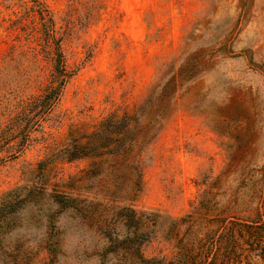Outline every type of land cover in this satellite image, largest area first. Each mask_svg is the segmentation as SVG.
<instances>
[{
	"label": "rangeland",
	"instance_id": "1",
	"mask_svg": "<svg viewBox=\"0 0 264 264\" xmlns=\"http://www.w3.org/2000/svg\"><path fill=\"white\" fill-rule=\"evenodd\" d=\"M164 91L140 192L57 158ZM12 193L0 264H136L104 259L99 215L122 208L154 223L147 259L264 264V0H0V208Z\"/></svg>",
	"mask_w": 264,
	"mask_h": 264
},
{
	"label": "trees",
	"instance_id": "2",
	"mask_svg": "<svg viewBox=\"0 0 264 264\" xmlns=\"http://www.w3.org/2000/svg\"><path fill=\"white\" fill-rule=\"evenodd\" d=\"M60 89L61 87H58L55 90L57 91L56 94L60 92ZM169 96L164 91L156 97H151L147 103L139 108L137 113L105 120L100 129L92 134L93 139H99H97V143L74 145L61 151L57 158L62 156L69 161L83 158L102 159L101 170L92 176L93 172H90L89 178L98 177L108 184L112 183L116 190L121 191V189L126 190L133 187L136 193L140 192L144 170L143 154L154 142L160 131L159 119H162L163 115L169 111V103L166 101ZM154 99L158 102L156 107H153ZM151 112L155 114L154 121L145 123L144 120ZM21 190L22 188H19L15 193L17 194ZM15 193L9 194L5 198L0 208V216H7L6 210H9L14 202H26L25 199H18ZM54 198L63 211L77 208L73 206V202H77L78 199L61 201L63 197L60 195ZM144 215L141 214L138 219H135V211L129 208H122L117 214L111 215H107V211L104 210L99 215L104 234L108 239V246L104 254L105 262L109 256L120 255L124 258L135 256L136 264H164L163 260L147 259L143 255V246L152 239L154 233L151 228L154 226L153 221L147 220ZM117 218L118 220L119 218L125 220L127 229L130 226L135 229L134 237L128 233L122 238L119 237L115 231Z\"/></svg>",
	"mask_w": 264,
	"mask_h": 264
}]
</instances>
